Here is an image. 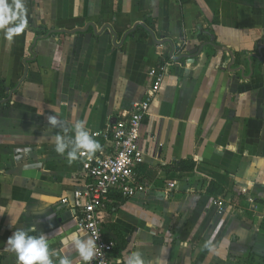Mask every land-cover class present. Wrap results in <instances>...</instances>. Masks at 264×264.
<instances>
[{
	"label": "crops",
	"instance_id": "1",
	"mask_svg": "<svg viewBox=\"0 0 264 264\" xmlns=\"http://www.w3.org/2000/svg\"><path fill=\"white\" fill-rule=\"evenodd\" d=\"M21 2L20 30L5 35L19 14L0 24V264H18L7 240L33 227L53 264L86 263L67 237L90 236L61 199L85 188L88 153L69 162L55 136L84 121L94 154L109 150L117 120L164 64L140 130L147 187L112 191L102 214L112 264L134 252L145 264H264V0Z\"/></svg>",
	"mask_w": 264,
	"mask_h": 264
},
{
	"label": "built area",
	"instance_id": "2",
	"mask_svg": "<svg viewBox=\"0 0 264 264\" xmlns=\"http://www.w3.org/2000/svg\"><path fill=\"white\" fill-rule=\"evenodd\" d=\"M166 70L165 64L151 69V83L145 97L135 102L129 114L121 116L110 131L109 150L93 154L91 158L88 154L84 157L80 175L88 181L85 188L73 191L72 199H61L63 204H69L75 211L78 226L96 240L94 256L84 264H112L117 242L102 225V214L108 208L111 192L117 191L130 198L147 187L136 174L144 157L139 146L140 130L161 90ZM244 193L248 194L246 190ZM249 201L253 202V199L249 197ZM218 205L222 202L219 201Z\"/></svg>",
	"mask_w": 264,
	"mask_h": 264
},
{
	"label": "clouds",
	"instance_id": "3",
	"mask_svg": "<svg viewBox=\"0 0 264 264\" xmlns=\"http://www.w3.org/2000/svg\"><path fill=\"white\" fill-rule=\"evenodd\" d=\"M18 14L21 16L20 24H17L15 28H9L5 35L20 30L23 24V4L21 0H12V2L0 0V24L15 20ZM48 122L53 127H62L58 115H49ZM73 132L74 135L68 138L60 133L55 136L56 151L60 154L67 152L69 162L76 160L83 152H87L91 158L101 148L99 142L87 131L84 121H78ZM48 219L51 220L52 217L49 216ZM30 231L35 232V227L30 230L15 228L7 240V245L17 256L18 264H53L55 253L50 251L48 236L43 232L33 235ZM67 239L78 252L80 260L88 262L93 258L97 246L96 240L82 238L79 232L72 233ZM204 246L209 249L214 247L212 240L207 241ZM59 264H73V261L70 257H61ZM126 264H145V262L140 252H134L127 257Z\"/></svg>",
	"mask_w": 264,
	"mask_h": 264
},
{
	"label": "water",
	"instance_id": "4",
	"mask_svg": "<svg viewBox=\"0 0 264 264\" xmlns=\"http://www.w3.org/2000/svg\"><path fill=\"white\" fill-rule=\"evenodd\" d=\"M139 24H142V23H139ZM92 27L95 29V26H94V25H92ZM106 28H109V29L111 30V32L113 33L114 36L116 35V32L112 29L111 26H107ZM82 30H84V29L79 28V29H76V31H74V32H72V33H75V32H78V31H82ZM56 31H57V30H56ZM55 33H56V32H55Z\"/></svg>",
	"mask_w": 264,
	"mask_h": 264
},
{
	"label": "trees",
	"instance_id": "5",
	"mask_svg": "<svg viewBox=\"0 0 264 264\" xmlns=\"http://www.w3.org/2000/svg\"><path fill=\"white\" fill-rule=\"evenodd\" d=\"M186 163V162H185ZM183 168H188V169H191L193 168L190 164H187V166L183 167ZM262 228H264V221L262 223Z\"/></svg>",
	"mask_w": 264,
	"mask_h": 264
}]
</instances>
